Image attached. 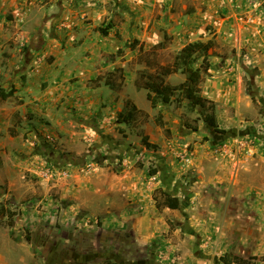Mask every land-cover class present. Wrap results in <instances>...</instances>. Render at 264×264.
Instances as JSON below:
<instances>
[{"label":"rangeland","instance_id":"obj_1","mask_svg":"<svg viewBox=\"0 0 264 264\" xmlns=\"http://www.w3.org/2000/svg\"><path fill=\"white\" fill-rule=\"evenodd\" d=\"M247 54H228L240 67L235 103L218 117L209 99L223 134L204 123L201 107L175 97L196 131L167 132L168 114L156 110L97 139L90 113H73L62 133L43 137L33 152L39 164L25 174L34 191L9 219L26 264H264V61ZM186 132V153L164 164L169 141ZM163 192L180 209L168 208Z\"/></svg>","mask_w":264,"mask_h":264},{"label":"crops","instance_id":"obj_2","mask_svg":"<svg viewBox=\"0 0 264 264\" xmlns=\"http://www.w3.org/2000/svg\"><path fill=\"white\" fill-rule=\"evenodd\" d=\"M210 41L213 75L201 94L217 103L219 117L241 90L240 67L229 52L245 48L246 57L264 61V0H0V93H12L0 97V264L28 262L14 246L9 219L16 207L25 212L22 202L34 191L25 174L39 164L37 143L87 113L97 139L117 135L127 101L149 115L167 112L169 131L187 129L175 97L153 106L136 85L138 74L155 75L172 67L187 45ZM203 58L197 55L196 68ZM165 80L179 87L186 75L170 73ZM179 104L188 102L180 96ZM182 135L180 143L169 141L164 164L186 153L189 133Z\"/></svg>","mask_w":264,"mask_h":264},{"label":"trees","instance_id":"obj_3","mask_svg":"<svg viewBox=\"0 0 264 264\" xmlns=\"http://www.w3.org/2000/svg\"><path fill=\"white\" fill-rule=\"evenodd\" d=\"M110 27V25H109ZM100 32L103 35H107V28H100ZM134 45L130 47L134 48ZM213 47V43L207 42H196L191 43L184 47L176 56L174 65L170 68L160 69L155 75H148L147 73H139L136 85L139 89H145L148 91V100L153 106H156L159 102L165 105H170L174 101V97L177 99L183 96L187 102L188 107L191 110H195L197 107H201L203 110L202 118L206 125L213 128L216 133H225V130L221 129L217 118V106L216 103L210 101L209 99L201 95V84L207 78L211 76L213 68L208 61V52ZM201 54L204 56L203 62L200 68H196L197 55ZM182 72L186 75V81L179 87H172L166 83V77L170 73ZM12 93L1 94L0 97L5 100L9 98ZM179 100V99H178ZM144 112L140 110L135 104L127 101L123 111L119 112L117 117V123L120 125H133L138 121L139 117L143 115ZM161 117V116H160ZM185 127L187 129L197 130L196 127H192L185 122ZM169 132V130H166ZM148 147H156L154 145L146 143ZM152 176L157 174L156 170H150ZM165 196V205L172 209H180V201L178 198L173 197L168 192H163ZM226 256L221 258L225 261ZM255 258L248 260L239 258L236 260L235 264H255L252 261ZM226 262V261H225ZM100 264H115L112 261L103 262Z\"/></svg>","mask_w":264,"mask_h":264}]
</instances>
